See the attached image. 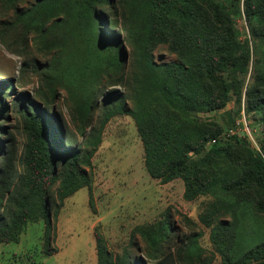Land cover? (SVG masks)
Instances as JSON below:
<instances>
[{"label":"trees","instance_id":"1","mask_svg":"<svg viewBox=\"0 0 264 264\" xmlns=\"http://www.w3.org/2000/svg\"><path fill=\"white\" fill-rule=\"evenodd\" d=\"M0 7L13 11L11 20H0V43L16 55L25 52L31 33L30 44L45 49L47 36L59 34L63 24L58 14L71 19L68 43L75 64L63 70L56 53L41 64L22 59L19 71L30 69L45 90L32 97L15 92L10 79H0V117L15 115L25 135L16 159L23 171L13 182L11 134L3 131L0 118V243L16 241L22 227L38 219L46 231L52 195L62 199L88 184L84 165L90 161L88 137L98 108L103 120L115 113L134 119L145 171L160 183L180 178L185 198L211 188L220 173L217 162L231 148L244 153L242 173L233 174L230 185L221 179V191L244 197L248 190L242 187L264 191V0H0ZM48 14L56 16L49 24ZM238 20L246 28L242 38ZM157 46L174 60L155 62ZM60 90L70 101L68 113L79 135L90 127L76 146L52 107ZM9 94L7 103L3 96ZM226 102L234 105L226 113L229 128L243 106L246 116L260 109L254 118L262 141L258 152L235 132L222 136L220 126L197 119L195 112L218 110ZM161 227L171 228L170 223ZM135 246L129 242L113 255L95 234L96 264H174L170 251L158 257L159 247L141 254L131 251ZM217 252L222 264H264V240L240 255Z\"/></svg>","mask_w":264,"mask_h":264},{"label":"rangeland","instance_id":"2","mask_svg":"<svg viewBox=\"0 0 264 264\" xmlns=\"http://www.w3.org/2000/svg\"><path fill=\"white\" fill-rule=\"evenodd\" d=\"M32 1L27 0L28 3ZM18 6L26 5L19 3ZM57 16L62 17L63 24L59 34L53 31L47 36L48 48L31 45L32 33L26 38V53L13 54L0 43V79L13 81L15 92L23 90L32 97L37 89L45 91L38 76L30 69L19 71L22 59L31 57L41 64L53 59L52 53H56L63 70L75 67L68 43V36L74 30L73 21L62 14ZM12 17V9L0 7V20H11ZM55 17L48 14L47 24ZM236 24L239 38H242L246 30L244 22L238 20ZM153 59L157 63L167 62L174 60V56L165 47L157 46L153 50ZM113 88L124 89L122 86ZM12 97L9 94L3 99L8 103ZM53 102V110L63 118L74 146L84 141L90 127L94 130L88 137L90 161L84 165L89 182L62 199L53 194L47 230L43 219L26 223L16 241L0 243V264H96L95 234L101 236L113 255L120 254L122 248L131 242L137 246V249L136 246L131 248L134 253H154L159 247L160 257L164 250L170 251L174 264H222L218 249H229L240 255L264 240V191L242 187L244 191L248 190L246 197L239 191H227L228 194L221 191V179L229 183L233 174L241 176L244 164L241 149L231 148L218 160L220 173L206 193L188 199L183 195L180 178L160 183L149 177L143 166L142 144L136 125L129 114L115 113L103 120L98 108L93 113L92 126L80 136L77 124L69 116L70 101L65 92L60 90ZM126 104L129 106L130 102ZM231 110L234 105L226 102L218 110L195 112V115L200 121L220 126L222 136L235 132L246 140L235 123L240 119V113L233 116V126L227 127L226 113H232ZM243 113L255 142L253 146L247 141L248 145L258 152L262 141L254 118L260 115V109L248 112V118L243 106ZM4 114L0 118L3 131L11 134L15 158L13 182H16L23 171L16 159L22 155L25 135L20 120L9 112ZM163 223H170L171 228L164 230ZM158 233L162 236H157Z\"/></svg>","mask_w":264,"mask_h":264},{"label":"built area","instance_id":"3","mask_svg":"<svg viewBox=\"0 0 264 264\" xmlns=\"http://www.w3.org/2000/svg\"><path fill=\"white\" fill-rule=\"evenodd\" d=\"M236 125L239 126L240 131L244 134L247 141H249L253 146H255V142L251 137L250 131H249V126H248V120L247 118L244 116L243 111H240V119L236 120ZM232 132H230L231 134Z\"/></svg>","mask_w":264,"mask_h":264}]
</instances>
